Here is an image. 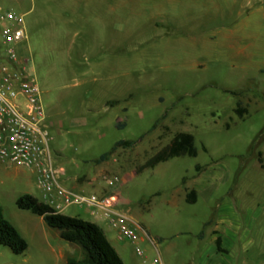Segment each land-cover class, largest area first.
I'll use <instances>...</instances> for the list:
<instances>
[{
  "label": "rangeland",
  "instance_id": "374dc122",
  "mask_svg": "<svg viewBox=\"0 0 264 264\" xmlns=\"http://www.w3.org/2000/svg\"><path fill=\"white\" fill-rule=\"evenodd\" d=\"M88 1L0 0V8L23 14L36 54L32 73L59 183L116 195L137 237L118 240L84 207L63 213L99 224L126 264H257L264 250V0H250L237 20L228 18L227 0H122L103 40L95 38L98 9L82 6ZM70 2L78 5L63 8ZM232 26L233 44L224 35ZM237 103L247 109L241 117ZM181 131L194 136L195 156L137 171ZM118 140L136 142L98 162ZM191 189L195 201L187 202ZM23 193L62 202L55 191L44 200L28 168L0 163V206L27 242L21 254L0 245V264H79L78 245L16 207ZM217 228L227 253L216 251ZM45 237L56 248L51 256Z\"/></svg>",
  "mask_w": 264,
  "mask_h": 264
},
{
  "label": "built area",
  "instance_id": "2783aa9c",
  "mask_svg": "<svg viewBox=\"0 0 264 264\" xmlns=\"http://www.w3.org/2000/svg\"><path fill=\"white\" fill-rule=\"evenodd\" d=\"M24 37L23 14L0 8V38L4 45L0 62V163L23 166L33 172L46 199L51 198L53 191L62 199L52 205L58 211L63 212L70 205L84 207L94 219L99 218L114 229L118 240H135V227L116 208V195L73 192L59 183L61 170L53 164L50 154L39 87L27 67V57L20 52ZM134 251L143 255L138 246Z\"/></svg>",
  "mask_w": 264,
  "mask_h": 264
},
{
  "label": "trees",
  "instance_id": "16d2710c",
  "mask_svg": "<svg viewBox=\"0 0 264 264\" xmlns=\"http://www.w3.org/2000/svg\"><path fill=\"white\" fill-rule=\"evenodd\" d=\"M247 109L237 103L234 112L241 117ZM136 141L118 140L106 153L100 155L97 161H102L112 154L117 147H131ZM197 148L194 136L189 132H177L166 145L159 148L145 162L140 164L137 171L145 168H153L159 162L166 161L172 157L188 155L195 156ZM187 202L195 201V190L191 189L185 196ZM18 209L30 211L41 216L47 227L58 230L61 239L76 244L82 250V258L77 261L79 264H126L104 230L94 221L85 219L78 215H69L58 211L51 204L39 200L31 193H23L15 199ZM217 233V231H214ZM0 245L7 247L14 254H21L27 249V242L20 235L16 227L4 216L0 206ZM216 249L219 252H226L221 246V237L215 238ZM74 264L73 260H69Z\"/></svg>",
  "mask_w": 264,
  "mask_h": 264
},
{
  "label": "crops",
  "instance_id": "0c3cea01",
  "mask_svg": "<svg viewBox=\"0 0 264 264\" xmlns=\"http://www.w3.org/2000/svg\"><path fill=\"white\" fill-rule=\"evenodd\" d=\"M135 1L136 2L137 1H145V2L151 1L152 3H154V0H129V2H135ZM149 4H151V3L149 2ZM77 5H78L77 2H76V4H74L73 2L65 3L63 8H66V9H70L71 8V9H73L74 6L76 8ZM121 5H122V0H96V1L92 0L91 2H89V1L88 2H83V4H82L83 8L85 10H88V12H90V10L92 11V10H94L96 8L98 9L97 23H98V31H100V32L97 33V35H95V38L103 40V34L104 33L106 35V34H108V32L114 31V29L112 27H114L115 25L112 23V20H115L116 18L120 17L119 14H120ZM152 6L153 5H151V7ZM226 8L228 10V18L231 17V18L236 19V20H237V18H239L241 16H243V18H244V15L247 16L248 13H249L250 0H227ZM91 13H93V11ZM228 24L230 25L232 23H228ZM118 27L120 28V25ZM88 28H89V30L93 29L92 26L91 27L88 26ZM237 31H238V29H236L235 26H232L224 34L225 38L227 39V41L231 42V44H233V42L236 41L237 38H239V35H238ZM28 35L29 34L27 33V31L25 29V37L22 40L21 47H20V52L27 57L28 62L31 63V67L30 68H31L32 72H34V69L36 68V65L34 66L33 63H35L36 54H35L32 46L28 44V41L30 40ZM2 51H4V45L1 43V38H0V52H2ZM31 194L34 195L33 193H31ZM43 196H44V192H43ZM43 199L47 200V199H45V197ZM39 217L42 220V222L44 223L42 217L41 216H39ZM41 220H39L40 223H41ZM42 231H43V233L46 236L47 233H46L45 226H43V224H42ZM214 231H217V233H214ZM211 234H212V240L215 243V238H216L217 235H219L218 228L217 229H213ZM44 242L45 243H44V246H43V248H44L43 251L45 252V254H47V255L49 254L51 256L52 254L55 253L56 248L53 247L48 242L46 237L44 238ZM222 247L226 249V252H223V253H227L228 250L231 248V246H228V245L222 246ZM70 248H71V246H70ZM71 250H74V249L71 248ZM216 251H217V249H216ZM63 253H66V252L63 251ZM260 256H263V258H260L258 260L257 264H264V250L260 254ZM80 259H78V260H80ZM215 264H219V263L216 262Z\"/></svg>",
  "mask_w": 264,
  "mask_h": 264
}]
</instances>
